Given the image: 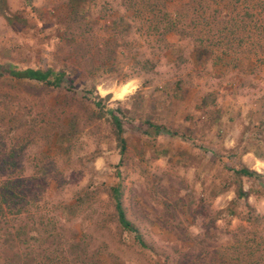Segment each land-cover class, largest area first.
I'll return each instance as SVG.
<instances>
[{"label":"rangeland","instance_id":"1","mask_svg":"<svg viewBox=\"0 0 264 264\" xmlns=\"http://www.w3.org/2000/svg\"><path fill=\"white\" fill-rule=\"evenodd\" d=\"M68 1L0 0V63L74 74L71 89L0 81V165L11 153L29 199L0 216V264H264V186L244 176L239 198L228 170L264 176V0H81L88 32L64 24ZM98 46L117 51L108 73ZM119 184L146 246L118 221Z\"/></svg>","mask_w":264,"mask_h":264},{"label":"trees","instance_id":"2","mask_svg":"<svg viewBox=\"0 0 264 264\" xmlns=\"http://www.w3.org/2000/svg\"><path fill=\"white\" fill-rule=\"evenodd\" d=\"M28 2H31L32 0H27ZM129 1V0H128ZM132 1V0H131ZM81 0H69L68 1V10L65 17V25L71 27V24L78 23L79 28L83 26L85 32H88L89 26L88 23H83L81 21L82 17H84V20H88V14L85 8V5L81 4ZM30 4V3H29ZM174 8H166L162 11L161 21L165 23V27H167L168 30H173L177 26V18L173 17V15H176V12L174 14ZM13 16L9 15V20H11ZM14 18V17H13ZM12 18V20H13ZM59 46L61 49H63L65 43H63L61 37H59ZM59 47V49H60ZM105 50L102 49V46H98V52L101 55V60L98 64L95 65V68H98L103 71V73H108L109 68L113 66V62L116 60V56L114 53H117L115 49L110 50L107 52H104ZM112 61V62H110ZM59 65V66H58ZM110 65V67H109ZM74 76L73 72L69 71L67 68L66 63L63 64H57L51 65H37V66H28V67H20V64L17 62L11 61H4L0 63V81L2 79H6V77H11L15 80H37L41 83H43L44 86L51 87V88H61L63 86L68 88H73L74 82L72 80V77ZM95 86V85H94ZM89 96L93 97V99L96 101V105L101 107V113L106 114V112L103 110L104 105L103 101L106 98L100 97V95L95 94L93 89H86L85 90ZM107 113H111V122L115 128V133L117 136V140L121 146V154L123 155L127 148V140L124 136V125L122 123V119L120 116H118L116 113L113 112L112 108L107 109ZM121 111V109H119ZM16 117V114H12L10 118L11 125L9 126V129L12 131H15L17 127H12V122H14ZM8 123V122H7ZM149 126H152L156 134H159L161 132L169 133L170 135L174 136L177 133L175 131H172L169 127L162 125V124H153L148 123ZM253 128L259 129V125H254ZM245 151H230L228 155H226V160H232L234 158L240 157L242 153ZM11 153L7 154L8 157H5V161L0 165V173L2 175L9 174L5 179H2L0 182V216L5 218L6 221L15 220L18 219L17 217L21 214H24L26 212L25 204H20L21 202L28 203L27 201V191L25 187H20V180L23 178L21 176L23 171H17L16 167H12V161L10 160ZM221 158L224 156L220 155ZM16 166V165H15ZM15 170V172H14ZM228 170L232 171L234 174V179L237 182V196L239 198H246L248 195V191H246L242 184V178L244 176L255 178L261 182V184L264 186V179L262 173L249 168L245 164L241 163V165H228ZM17 173V175H16ZM110 195L112 199L115 202V209L118 216L119 223L125 228L130 231H133L136 235V239L138 242L146 246V243L144 241V238L140 232V229L135 225V223L130 220L127 216L126 209L123 202V191L121 184L119 185H113L110 188ZM18 197V199H16ZM12 228L13 224H12ZM14 232V230H13ZM12 232V233H13Z\"/></svg>","mask_w":264,"mask_h":264},{"label":"bare ground","instance_id":"3","mask_svg":"<svg viewBox=\"0 0 264 264\" xmlns=\"http://www.w3.org/2000/svg\"><path fill=\"white\" fill-rule=\"evenodd\" d=\"M124 93V92H123ZM122 92H120V94H123Z\"/></svg>","mask_w":264,"mask_h":264}]
</instances>
